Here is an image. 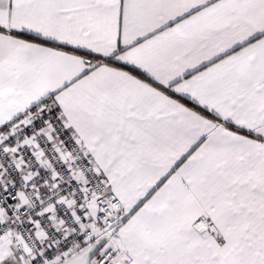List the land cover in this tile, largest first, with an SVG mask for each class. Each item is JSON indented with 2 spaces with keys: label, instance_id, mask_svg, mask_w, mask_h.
I'll return each mask as SVG.
<instances>
[{
  "label": "snow or ice",
  "instance_id": "6c2138e0",
  "mask_svg": "<svg viewBox=\"0 0 264 264\" xmlns=\"http://www.w3.org/2000/svg\"><path fill=\"white\" fill-rule=\"evenodd\" d=\"M0 264H264V0H0Z\"/></svg>",
  "mask_w": 264,
  "mask_h": 264
}]
</instances>
